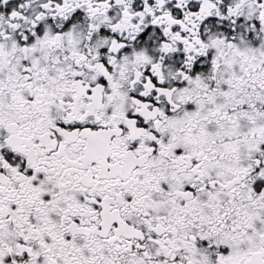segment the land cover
<instances>
[{
  "label": "snow or ice",
  "instance_id": "snow-or-ice-1",
  "mask_svg": "<svg viewBox=\"0 0 264 264\" xmlns=\"http://www.w3.org/2000/svg\"><path fill=\"white\" fill-rule=\"evenodd\" d=\"M0 264H264V0H0Z\"/></svg>",
  "mask_w": 264,
  "mask_h": 264
}]
</instances>
